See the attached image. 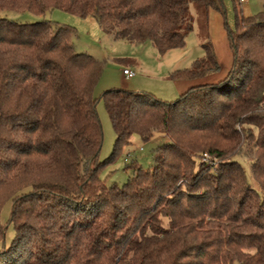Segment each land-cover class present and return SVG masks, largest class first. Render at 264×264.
<instances>
[{
    "label": "trees",
    "instance_id": "trees-1",
    "mask_svg": "<svg viewBox=\"0 0 264 264\" xmlns=\"http://www.w3.org/2000/svg\"><path fill=\"white\" fill-rule=\"evenodd\" d=\"M238 2L225 79L174 101L103 94L116 133L104 161L94 97L103 62L78 52L70 27L0 19V212L12 205L15 232L3 245L0 221V264H264V7L244 16ZM193 6L206 20L226 14L223 0H0V12L94 18L114 40L161 56L186 46ZM202 48L169 78L218 73L211 42ZM156 134L168 141L152 168L134 161L123 187L106 185L100 172L132 137Z\"/></svg>",
    "mask_w": 264,
    "mask_h": 264
},
{
    "label": "rangeland",
    "instance_id": "rangeland-1",
    "mask_svg": "<svg viewBox=\"0 0 264 264\" xmlns=\"http://www.w3.org/2000/svg\"><path fill=\"white\" fill-rule=\"evenodd\" d=\"M226 4V23L230 30L234 28L233 0H223ZM238 1V0H237ZM244 16L257 15L264 7V0H244L237 4ZM192 14L195 18L194 31L187 37L186 46L182 49L169 51L161 56L150 44L132 46L123 41L114 40L105 34L94 18H79L61 10L49 11L44 15H34L30 12H0V19H7L19 24H33L49 21L70 27L76 31L74 43L78 52L94 56L104 64V72L94 91L97 100V113L103 129V146L100 159L107 160L114 150L116 133L106 111L103 94L111 89L128 90L133 92L152 93L158 99L174 101L178 97L172 92V80L169 73L176 69L188 68L192 63L205 56L202 45L211 41L209 17L198 15L194 6ZM129 68L135 77L125 79L123 70ZM168 139L163 134H156L149 142H142L139 136H134L130 144L122 149L118 159L100 172L102 180L108 186L116 184L123 187L131 171L127 165L136 162L144 170L153 166V154L158 146L166 143ZM209 163V162H208ZM246 174L251 172L245 159H241ZM12 205L6 203L1 208L0 221L5 226L6 236L3 245H10L14 239V228L10 223ZM0 244V248H2Z\"/></svg>",
    "mask_w": 264,
    "mask_h": 264
},
{
    "label": "crops",
    "instance_id": "crops-1",
    "mask_svg": "<svg viewBox=\"0 0 264 264\" xmlns=\"http://www.w3.org/2000/svg\"><path fill=\"white\" fill-rule=\"evenodd\" d=\"M209 28L211 36V44L216 55V58L220 64V71L204 79L195 81H172V92L179 97L184 94L193 86L204 85V84H215L225 79L233 65V52L231 49L229 28L226 23V16L211 11L209 17ZM129 69L125 68L124 70ZM123 70V71H124ZM171 73V72H170ZM124 76V75H123ZM135 77V76H134ZM133 77V78H134ZM125 79H128L124 76ZM171 80V79H170Z\"/></svg>",
    "mask_w": 264,
    "mask_h": 264
},
{
    "label": "built area",
    "instance_id": "built-area-1",
    "mask_svg": "<svg viewBox=\"0 0 264 264\" xmlns=\"http://www.w3.org/2000/svg\"><path fill=\"white\" fill-rule=\"evenodd\" d=\"M241 2L243 3L244 0H241ZM123 75L128 78V79H131L135 76V74L130 70V69H126L123 71Z\"/></svg>",
    "mask_w": 264,
    "mask_h": 264
}]
</instances>
